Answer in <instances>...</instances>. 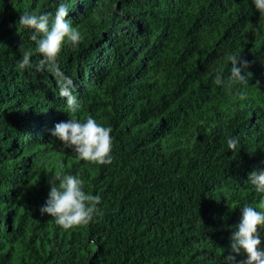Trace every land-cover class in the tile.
<instances>
[{"label":"trees","instance_id":"trees-1","mask_svg":"<svg viewBox=\"0 0 264 264\" xmlns=\"http://www.w3.org/2000/svg\"><path fill=\"white\" fill-rule=\"evenodd\" d=\"M55 7L0 0V264H222L237 206L264 204L247 182L264 169L260 12L251 0H70L83 39L60 67L82 101L77 117L112 128L111 162L99 165L51 134L70 117L55 76L35 70L38 55L31 71L16 66L20 46L35 47L20 15ZM237 50L252 74L244 99L213 83ZM61 171L102 196L87 225L64 230L40 213Z\"/></svg>","mask_w":264,"mask_h":264},{"label":"clouds","instance_id":"clouds-1","mask_svg":"<svg viewBox=\"0 0 264 264\" xmlns=\"http://www.w3.org/2000/svg\"><path fill=\"white\" fill-rule=\"evenodd\" d=\"M54 13L41 9H31L22 13L17 25L30 33L34 48L20 46L21 56L16 62L19 71H31L34 53L38 55L36 71L52 73L59 88V95L65 98L60 110L69 114V119L59 121L51 134L60 142L63 150H70L78 160L90 161L99 165L111 162L114 137L111 126L99 122L94 116L77 117L82 109L81 99L74 93L76 84L73 77L60 67L59 57L65 47L76 49L83 36L69 16L70 0H53ZM251 4L260 12L264 20V0H251ZM230 64L227 76L222 69L213 75V83L227 88H239V98L247 95L249 84V61L242 58L241 52L227 53ZM244 73H247L245 75ZM226 143L229 150L239 152L240 137L228 135ZM50 191L46 202L40 207V213L49 214L56 225L64 230L87 225L101 214L102 196L86 192L84 180L72 173L59 172L50 178ZM247 182L254 191L264 196V169L254 168ZM241 216L233 226L229 237L230 252L222 257V264H264V204L244 203L238 205ZM225 251V250H224ZM244 254V259H238Z\"/></svg>","mask_w":264,"mask_h":264}]
</instances>
